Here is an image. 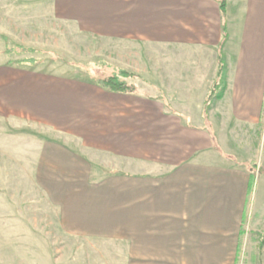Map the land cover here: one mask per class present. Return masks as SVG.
I'll return each instance as SVG.
<instances>
[{
    "label": "crops",
    "instance_id": "1",
    "mask_svg": "<svg viewBox=\"0 0 264 264\" xmlns=\"http://www.w3.org/2000/svg\"><path fill=\"white\" fill-rule=\"evenodd\" d=\"M30 1L102 41L104 69L137 78L134 92L112 93L94 83L98 67L57 75L21 64L0 88V119L28 131L9 136L22 144L13 152L35 161L37 176L68 177L53 179L57 197L87 208L94 234L134 239L144 261L228 264L252 173L224 154L217 129L224 117L261 122L264 0H225L224 17L219 0ZM220 53L226 88L206 107Z\"/></svg>",
    "mask_w": 264,
    "mask_h": 264
},
{
    "label": "rangeland",
    "instance_id": "2",
    "mask_svg": "<svg viewBox=\"0 0 264 264\" xmlns=\"http://www.w3.org/2000/svg\"><path fill=\"white\" fill-rule=\"evenodd\" d=\"M38 5L30 0H0V88L14 83V71L25 69L24 65L9 63L16 59H35L37 71L57 75L85 73L98 67L96 75L102 78L118 69H104L109 67L103 63L108 47L102 41L73 31L69 25H55L52 17L39 16ZM4 40L36 52L5 56ZM126 81L135 82L131 78ZM225 88L220 83L210 102L217 94L222 96ZM5 122L0 119V264H166L161 261L164 257L157 256L153 257L156 261H144L134 239H125L118 231L94 234L92 226L85 223L88 209L72 208L70 200L58 198L53 192V179L68 177L35 175V161L21 159L22 152L14 153L13 148L22 144L12 145L9 138L28 131ZM218 124L224 154L248 167L254 179L238 253L226 257L225 263L260 264L259 243L264 238V111L261 122L254 126L238 122L239 127H230L226 117Z\"/></svg>",
    "mask_w": 264,
    "mask_h": 264
},
{
    "label": "trees",
    "instance_id": "3",
    "mask_svg": "<svg viewBox=\"0 0 264 264\" xmlns=\"http://www.w3.org/2000/svg\"><path fill=\"white\" fill-rule=\"evenodd\" d=\"M219 8H220V13L222 15V17L225 16L226 13V1L225 0H219ZM227 39V34H226V29H225V23L223 24V42ZM4 50H3V54L6 56H11V55H23V54H32L35 53L36 50L31 49V48H25L22 47L21 45H10L8 43V41L4 40ZM17 50V52L15 51ZM11 64V62H9ZM18 63L21 64H29V65H35L36 64V60L29 58V59H21L18 61ZM218 63H219V69H218V79L216 81V83L213 86V89L211 91V93L208 95V99L206 101V107L210 101V99L213 97L214 95V91L216 89V87L222 83L223 89L225 88V84H224V62H223V57L220 53L219 57H218ZM109 68V67H106ZM127 78H131V79H136L137 77L135 75H132L131 73H128L127 71L124 70H120V69H115L112 71V73L106 77H100L97 78L96 80H94V83L99 86L100 88L112 92V93H121V94H125V93H132L135 90L134 84L133 83H128L126 80ZM222 96L219 94H217L214 98H218L220 99ZM253 176H250L249 179V183H248V194L251 192L252 190V186H253ZM263 249H264V238L260 241L259 243V262L260 264L262 263L261 259H262V253H263Z\"/></svg>",
    "mask_w": 264,
    "mask_h": 264
}]
</instances>
